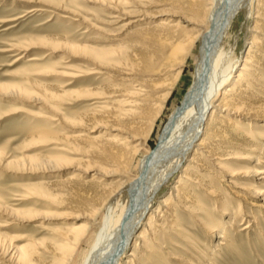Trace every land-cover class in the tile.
<instances>
[{
  "label": "rangeland",
  "instance_id": "1",
  "mask_svg": "<svg viewBox=\"0 0 264 264\" xmlns=\"http://www.w3.org/2000/svg\"><path fill=\"white\" fill-rule=\"evenodd\" d=\"M204 1L0 0V264L83 263L98 232L90 216L138 176L189 94ZM255 4L221 42L235 74L253 38L258 47L251 80L230 97L238 112L218 110L225 122L206 139L217 158L188 157L123 264H264V0ZM170 42L186 50L157 71ZM86 225L76 248L72 228Z\"/></svg>",
  "mask_w": 264,
  "mask_h": 264
},
{
  "label": "bare ground",
  "instance_id": "2",
  "mask_svg": "<svg viewBox=\"0 0 264 264\" xmlns=\"http://www.w3.org/2000/svg\"><path fill=\"white\" fill-rule=\"evenodd\" d=\"M257 1L261 2V0H205L202 9L200 8L201 10L196 12L195 16L199 22L198 27L204 26L206 29L201 39L202 49L197 60V71L189 94L168 117L158 137L155 150L142 162L138 176L131 181H118L116 189L104 204L90 216L91 222L96 223L98 220L97 225H95L98 226V232L93 239L91 237L90 248L82 264H123V260L127 259L126 254L129 247L136 245L137 240L143 239L144 230H141V227L144 226L143 223L146 221V228L151 225L153 220L151 213L154 215L151 212L154 197L183 168L182 166L188 161V157L193 154L194 159V156H199L202 152H205L207 156H211L214 160L217 158L213 152L207 150L205 146L206 139L213 132V126L216 125V122H225L221 117L216 116L218 110L238 112V105H230L231 102L238 99L235 98L231 101L230 97L233 92L238 90L243 80L251 78L247 65L249 66L252 53H254L252 48L258 47L255 46L256 38H253L244 64L238 70V74H235V61L229 59L226 52L221 51V42L226 38L229 39V36L232 35L231 27L239 14L243 15L247 9L251 11L252 8L257 13L255 9ZM261 6L264 7V5ZM257 7H259V4ZM255 19H257V15ZM170 45L172 46V43ZM177 47L178 45L169 47L162 44L163 50H167L169 55H167L168 57L165 55L164 63L162 58L161 67H163L158 68L157 71H163L167 67V62L173 59L172 57H175L178 51L183 54V51L186 50L184 46H182L184 50L181 47L179 50V47ZM167 68L169 69V66ZM130 74L125 73V78H130ZM125 82H131V80H124ZM231 82L234 84L231 86L226 85L231 84ZM128 112L126 111V113ZM219 132L221 133V131ZM202 136L204 138L201 139ZM216 138H218V135ZM216 166L220 170L223 168L222 163H217ZM186 171L187 169L185 173ZM125 176L128 177V175ZM73 177L74 175H69L66 180ZM124 197H126V200H124ZM255 206L258 207V205ZM101 211L102 213L98 219V213ZM147 217H149L148 221ZM91 225L72 228L73 230L80 229L74 233L75 236L73 235L72 245L74 247L80 246L81 241L91 234ZM17 251L20 253L19 259L27 262V254L19 249ZM128 257H131V255H128ZM66 261L68 262L69 259L67 258ZM63 262H60V264H65ZM124 263L127 264L128 262Z\"/></svg>",
  "mask_w": 264,
  "mask_h": 264
}]
</instances>
